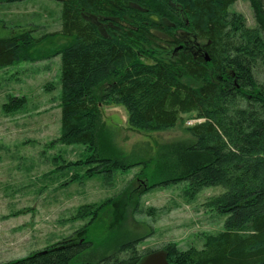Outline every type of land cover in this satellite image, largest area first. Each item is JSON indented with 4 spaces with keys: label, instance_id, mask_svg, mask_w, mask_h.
Listing matches in <instances>:
<instances>
[{
    "label": "trees",
    "instance_id": "trees-1",
    "mask_svg": "<svg viewBox=\"0 0 264 264\" xmlns=\"http://www.w3.org/2000/svg\"><path fill=\"white\" fill-rule=\"evenodd\" d=\"M58 1L61 31L0 38V69L42 60L34 51L48 37L68 40L55 53L61 57L58 142L88 153L71 165H96L88 176L130 167L105 139L104 105L124 107L130 128L153 133L194 116L200 122L187 128L190 140L166 148L153 174L161 181L146 190L185 183V195L193 198L221 187L212 207L227 219L201 250L166 248L168 260L264 264V0H249L255 28L230 12L237 0ZM21 102L11 100L4 109ZM126 208L114 199L85 206L77 215L91 218L83 230L9 264H140L149 252L137 247L150 233L124 227ZM106 211L109 227L89 241Z\"/></svg>",
    "mask_w": 264,
    "mask_h": 264
},
{
    "label": "rangeland",
    "instance_id": "rangeland-1",
    "mask_svg": "<svg viewBox=\"0 0 264 264\" xmlns=\"http://www.w3.org/2000/svg\"><path fill=\"white\" fill-rule=\"evenodd\" d=\"M61 11L58 0L0 2V38L25 31H33L35 38L60 32ZM230 12L243 15L248 27H256L249 0H237ZM67 41L48 37L34 51L45 57L42 60L0 69V264L70 238L90 223L89 217L77 218L83 207H98L111 199L127 207L122 221L126 229L150 233L138 245L140 253L168 247L203 249L206 236L224 230L227 217L212 207L224 189L207 188L193 198L185 195V183L146 190L161 181L153 174L166 148L189 141L187 128L200 120L184 115V122L174 129L146 132L130 128L124 107L104 105L105 139L130 167L88 176L96 165H71L86 159L85 147L58 142L61 57L55 53ZM11 100L22 102L8 111L4 107ZM110 213L91 227L89 241L97 242L105 233Z\"/></svg>",
    "mask_w": 264,
    "mask_h": 264
},
{
    "label": "water",
    "instance_id": "water-1",
    "mask_svg": "<svg viewBox=\"0 0 264 264\" xmlns=\"http://www.w3.org/2000/svg\"><path fill=\"white\" fill-rule=\"evenodd\" d=\"M206 60L209 61L208 58ZM168 257V251L160 250L146 255L140 264H171Z\"/></svg>",
    "mask_w": 264,
    "mask_h": 264
}]
</instances>
